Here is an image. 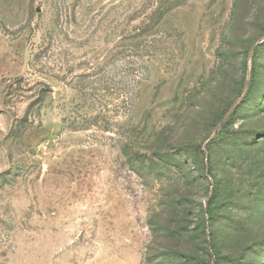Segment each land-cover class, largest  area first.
Segmentation results:
<instances>
[{
	"label": "rangeland",
	"instance_id": "374dc122",
	"mask_svg": "<svg viewBox=\"0 0 264 264\" xmlns=\"http://www.w3.org/2000/svg\"><path fill=\"white\" fill-rule=\"evenodd\" d=\"M0 264H264V0H0Z\"/></svg>",
	"mask_w": 264,
	"mask_h": 264
}]
</instances>
